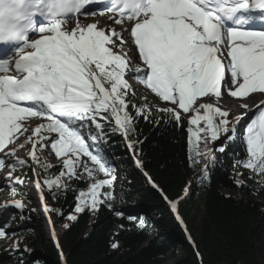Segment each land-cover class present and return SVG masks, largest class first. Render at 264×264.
<instances>
[{"label":"snow or ice","instance_id":"6c2138e0","mask_svg":"<svg viewBox=\"0 0 264 264\" xmlns=\"http://www.w3.org/2000/svg\"><path fill=\"white\" fill-rule=\"evenodd\" d=\"M95 3L103 5V22H81L80 15H97L88 8ZM69 19L74 26H67ZM0 46L6 53L0 56V170L8 169L5 184L16 195V185L27 178L16 175L17 168H29L45 213L63 215L47 200H57L73 180L88 186L76 190L69 221L103 205L112 208L117 168L98 145L119 134L134 166L143 169L142 142L134 139L140 120L187 124L193 166L200 157L213 160L208 145L221 136L233 142L240 126L243 154L234 153L233 167L248 171L237 169L245 180L234 182L264 185V99L246 124V114L218 103L226 94L249 109L246 98L264 96V0H0ZM130 47L142 68H130ZM129 72L156 103L137 97ZM45 150L58 161V174L50 172L56 165ZM41 171L48 174L43 179ZM189 194L190 185L184 189ZM168 202L178 210V200ZM10 205L26 208L16 199L0 205V212ZM4 238L12 241L6 250H27L9 221L0 222ZM110 247L118 249L119 242Z\"/></svg>","mask_w":264,"mask_h":264},{"label":"trees","instance_id":"16d2710c","mask_svg":"<svg viewBox=\"0 0 264 264\" xmlns=\"http://www.w3.org/2000/svg\"><path fill=\"white\" fill-rule=\"evenodd\" d=\"M187 127H175L166 120L158 125L139 121L134 139L142 142L138 155L153 183L144 172H134L121 136L109 134L103 142L104 154L114 159L127 180L120 183L113 207L101 206L95 218L89 211L79 214L66 229L62 248L49 246L38 228L22 226L19 234L31 253L0 247V264H20L21 260L23 264H49L45 257L55 264H162L179 252L185 254L176 264H264V207L260 200L249 199L264 185L248 179L245 186H237L234 178H238L230 172L234 153L243 154L241 140L228 144L222 155L223 166L213 159L210 168L198 175L201 157L195 166L187 159L192 155ZM59 171L57 165L50 170L55 174ZM189 182L190 194L180 206L186 230L172 214L168 201L180 199ZM68 183L69 189L54 201L55 208L63 211L60 225L73 211L76 190L87 186L78 180ZM141 219L145 221L143 227ZM151 222L155 226L152 238ZM117 241L118 249L111 248Z\"/></svg>","mask_w":264,"mask_h":264},{"label":"rangeland","instance_id":"374dc122","mask_svg":"<svg viewBox=\"0 0 264 264\" xmlns=\"http://www.w3.org/2000/svg\"><path fill=\"white\" fill-rule=\"evenodd\" d=\"M80 19L81 22L83 23H87L86 19H88V17H85L83 15H80L78 17ZM75 24V19L71 20V21H67V26L68 27H72L74 26ZM132 51V50H131ZM131 53V52H130ZM130 57H132V60H133V65H134V68L136 67H140L142 68L143 65H142V61L140 62L138 59H137V55L135 52L132 51V53L130 54ZM136 74L134 72H129L127 75H126V78L129 79V82L133 84V86L136 88L137 90V96L140 97L141 95H148V99L150 101H152L153 103H156L155 100H153V96L150 95L147 90L142 86V84L138 81V79L135 78ZM229 103H237L236 102H233V101H225V106L228 105ZM222 104V103H220ZM219 104V105H220ZM235 105V104H234ZM160 107H163L164 104L163 102H161L159 104ZM221 106V105H220ZM231 118V116L229 117V119ZM242 130V129H241ZM223 142V143H222ZM228 141H225L223 136L218 139L217 141H214V142H211L208 147L211 148L213 150V153H214V158L218 160V162L221 164V160L219 158V156L217 155L218 152L220 151V148L225 146V144L227 143ZM199 147L202 149L204 147L203 143L201 142ZM23 153L25 151H22ZM46 153V157L48 159V162H52V163H56L58 162L53 156L49 155L47 150L45 151ZM206 158V157H204ZM201 167V166H200ZM201 169H203L201 167ZM200 169V171H201ZM238 169L239 172L241 173H246L248 170L245 169L243 166L241 165H237L235 169H232L231 171V175L232 176H236V170ZM38 171V169H37ZM134 172L136 174H139L141 172V169L138 168V167H135L134 166ZM202 172V171H201ZM7 173V172H6ZM5 173V174H6ZM116 176H117V179L116 181L114 182V185L115 184H118L120 183L121 181V176L118 174V170L116 171ZM41 177L42 179L44 178V175L41 174ZM237 177V176H236ZM239 180H243V177L242 175L237 177ZM139 183L140 184H143V180L142 179H138ZM7 187V185H6ZM9 187V186H8ZM118 188V186H117ZM259 192L255 193L254 196L252 197H249L254 199V200H260L263 204V207H264V187H261L259 190ZM10 192V191H9ZM28 194H30V192H28ZM9 202L12 201V200H15V199H12V197H10V193H9ZM51 202V203H50ZM50 205H52L53 207H56V204L55 202L53 201H49ZM179 205L181 206L182 205V201L179 202ZM14 207V205H10L9 207L5 208L3 210V212H0V222H4V221H9L12 225V227L14 228V230L16 231L17 233V238H20L21 239V242H22V238L19 234V229L22 227V226H27V225H31L33 227H36L39 229V231L43 234V236L46 238L47 240V243L49 244V246H52V247H61L60 245V242H59V239L60 237H54L55 235H53V230L52 229H49V226H48V220L44 217V216H40L39 213H35V217H28L27 218V215H26V212L23 211V210H20V209H17L15 211H11V208ZM27 208L31 211V209H34L32 206H27ZM13 209V208H12ZM6 210H9V211H6ZM37 209H35L36 211ZM40 212V210H39ZM33 213V212H32ZM61 215L58 216L57 215H53V219H56L59 220ZM14 217V218H13ZM20 217H25V219H20ZM71 223V221L67 220L66 221V225H69ZM153 225L151 226V229H152ZM58 232L63 230V226H61L59 229H57ZM57 236V235H56ZM153 237V235H152ZM12 241L10 239H7V238H4L3 241L2 239H0V245L4 246L6 249L8 248L9 245H11ZM22 247H23V242H22ZM26 252H30L31 251L27 248ZM29 253V254H30ZM185 253L184 252H179L177 253L176 255H174L173 257L167 259L166 261H164L162 264H176L180 258L184 255Z\"/></svg>","mask_w":264,"mask_h":264},{"label":"bare ground","instance_id":"6f19581e","mask_svg":"<svg viewBox=\"0 0 264 264\" xmlns=\"http://www.w3.org/2000/svg\"><path fill=\"white\" fill-rule=\"evenodd\" d=\"M73 19H69L67 21H71ZM94 20H98L100 21L101 23L103 22L104 20V16L103 15H100V14H97L95 17H88V19H86L87 23H91L93 22ZM112 27H118L116 25H112ZM131 52V47L129 48V56H130V53ZM137 56H138V53H137ZM254 97H255V100L252 99V97H249V98H246L244 102L248 103L249 104V109H243L240 107V104H239V101L237 100V103H229L227 106H225V108H230V109H233L234 112H235V115L239 116L241 115L242 113L246 114L245 115V120L248 121L249 119H251V117L255 114V106L256 104L261 100V99H264V96H261L259 93H255V94H252ZM227 95H222L221 98H219V101L218 103H224L225 104V99H227ZM214 101H215V98H214ZM216 102V101H215ZM231 102V101H230ZM232 118V117H231ZM22 151H25V150H20V155H24V153ZM46 151V150H45ZM44 155H46V153H44ZM47 156V155H46ZM8 171L7 168L3 169V170H0V205H4L5 202H9V191H10V187H8L7 184H5V176H6V172ZM7 185V187H6ZM87 187L84 189L86 190ZM33 192H35L36 194H38L39 192L38 191H35L33 190ZM53 231H55V235L54 237H58V230L57 229H53Z\"/></svg>","mask_w":264,"mask_h":264},{"label":"water","instance_id":"95a60500","mask_svg":"<svg viewBox=\"0 0 264 264\" xmlns=\"http://www.w3.org/2000/svg\"><path fill=\"white\" fill-rule=\"evenodd\" d=\"M35 257L36 258H39V257H42L40 254H35ZM45 259L49 262V264H55V261L54 260H51L47 257H45Z\"/></svg>","mask_w":264,"mask_h":264}]
</instances>
